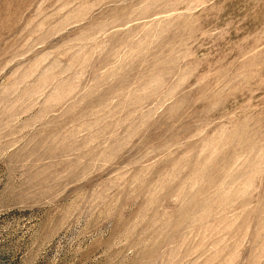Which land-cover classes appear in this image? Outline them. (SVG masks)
Wrapping results in <instances>:
<instances>
[{
	"label": "rangeland",
	"instance_id": "rangeland-1",
	"mask_svg": "<svg viewBox=\"0 0 264 264\" xmlns=\"http://www.w3.org/2000/svg\"><path fill=\"white\" fill-rule=\"evenodd\" d=\"M0 264H264V0H0Z\"/></svg>",
	"mask_w": 264,
	"mask_h": 264
}]
</instances>
